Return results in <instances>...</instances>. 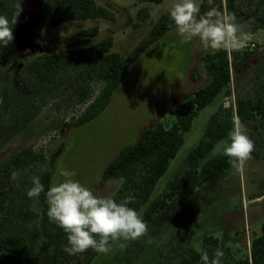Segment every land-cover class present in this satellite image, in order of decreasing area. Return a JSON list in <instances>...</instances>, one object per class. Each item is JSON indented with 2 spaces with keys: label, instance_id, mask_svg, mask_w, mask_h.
Segmentation results:
<instances>
[{
  "label": "rangeland",
  "instance_id": "rangeland-1",
  "mask_svg": "<svg viewBox=\"0 0 264 264\" xmlns=\"http://www.w3.org/2000/svg\"><path fill=\"white\" fill-rule=\"evenodd\" d=\"M96 1L114 11L115 19L88 18L44 26L39 21V9L44 0H21L22 12L13 26L14 40L6 47L0 46V82L10 85L20 95L27 94L21 77L29 60L66 47H86L108 36L114 38V50L125 56L149 33L160 15L170 12L171 6L178 2ZM203 1L196 0L199 6ZM223 1L225 12L234 14L242 32L255 41L253 56L234 72L232 95L227 97L225 91L219 94L194 119L185 134L183 145L157 182L149 202L167 188L189 151L204 137L210 116L221 105L234 108L237 98L247 91H253L256 82L262 80L261 76H257L256 68L264 58V19L260 18L263 0L251 5L247 0ZM15 2L12 0L9 3L4 14L9 18ZM144 7H147L150 17L136 27L137 12ZM94 25L99 26L98 35L90 37L79 34V30ZM62 35L69 36L70 40L59 45L48 44L49 38ZM212 51L205 49L198 38L186 42L176 28L170 30L131 65L110 103L98 116L69 127L65 136L56 127H51L53 120L72 121L86 107V104L76 101L75 90H69L45 106L16 138L0 150V161L27 145L43 150L49 157L63 142L64 150L52 168V181L64 179L58 175V170L63 167L74 171L72 179L90 188L94 194H113L121 182L114 178L101 183L99 178L104 168L121 148L135 142L143 130L159 121L169 124L173 120L176 105L208 82L204 55ZM93 88L96 95L101 84L94 83ZM260 123V120H256L249 126L254 132L252 140L255 149L243 171L237 172L232 161L231 167L218 178L203 186L194 185L186 193L176 196L148 225L145 236L128 241L123 249L120 247L121 242L112 243L111 251L99 253L93 264H151L161 253L165 255L174 244L193 246L200 250L206 235L220 238V249L227 257L225 264H231L249 253L251 239L260 234L263 220L260 200L250 201L264 194V133L255 127V124ZM211 156L212 151L206 159ZM49 167V163H45L34 166V169ZM260 192L262 194L258 196ZM34 204L39 210L37 203ZM146 207L141 206L137 212L142 216ZM134 242L144 247L133 260H129L128 247Z\"/></svg>",
  "mask_w": 264,
  "mask_h": 264
},
{
  "label": "trees",
  "instance_id": "trees-1",
  "mask_svg": "<svg viewBox=\"0 0 264 264\" xmlns=\"http://www.w3.org/2000/svg\"><path fill=\"white\" fill-rule=\"evenodd\" d=\"M12 0L0 1V15H4ZM160 3L163 0H144ZM258 0H247L252 4ZM200 14L215 7L226 11L223 0L211 3L204 0L200 4ZM147 7L137 12L134 26L149 19ZM104 18L115 19V13L96 0H44L39 9V21L44 26L59 25L78 19ZM260 18L264 19V0ZM175 25L169 12L160 15L149 33L125 56L114 50V38L108 36L86 47L62 48L43 53L29 60L23 69L22 82L28 90L20 95L8 84L0 82V150L34 120L51 101L63 96L69 90H75V99L86 104L83 112L72 121L53 120L50 126L56 127L65 136L69 127L80 125L98 116L110 103L114 92L126 77L131 65L146 52L157 40L165 36ZM99 26L79 30L83 36H96ZM67 35L53 36L47 40L49 45L67 43ZM253 56V50L243 49L212 51L204 55L209 80L195 89L191 95L181 100L175 107L173 120L167 124L159 121L142 131L139 138L120 149L117 155L102 171L99 181L105 183L119 179L120 186L113 193L120 201L132 197L129 207L136 211L147 205L142 218L149 225L156 215L161 213L178 195L186 193L192 186L204 184L218 178L232 165V160L223 155H207L222 139L227 138L232 129V120L238 116L246 126L247 135L253 139L250 125L255 124L264 133V58L256 68L261 81L256 82L253 91L236 100L235 107L221 105L209 118L204 137L193 147L182 167L169 181L167 188L153 201L151 194L159 179L167 171L185 140V134L200 111L212 103L216 97L227 92L232 95L233 74ZM94 83H100L101 89L95 95ZM64 150L62 142L49 157L43 150L27 145L0 161V264H93L99 254L92 249L83 253L69 255L64 251L67 246V234L47 216L48 206L45 194L33 199L27 196L32 186L31 178L39 176L45 192L53 179V166ZM205 159V160H204ZM49 163L47 169H34V166ZM21 173L18 181L10 179L13 171ZM19 185V186H17ZM262 193L260 192L258 196ZM112 195V194H111ZM37 203L39 210L35 208ZM136 242L128 247L127 258L133 260L143 249ZM220 248V238L206 235L202 248L170 246L151 264H202L201 251L207 250L213 256ZM227 251H230L227 248ZM227 257L224 254L222 264ZM231 264H264V221L262 231L251 241L250 253L236 259Z\"/></svg>",
  "mask_w": 264,
  "mask_h": 264
},
{
  "label": "clouds",
  "instance_id": "clouds-1",
  "mask_svg": "<svg viewBox=\"0 0 264 264\" xmlns=\"http://www.w3.org/2000/svg\"><path fill=\"white\" fill-rule=\"evenodd\" d=\"M13 8L11 18L0 15V46L6 47L14 40L13 26L22 12L21 0H16ZM169 15L179 36L186 42L198 38L205 49L240 50L249 39L242 32L234 14L213 7L201 15L196 0H178L171 6ZM232 124L227 138L214 146L212 156L231 158L233 167L240 172L252 159L255 145L238 116L233 117ZM20 175L18 170L13 171L10 179L18 181ZM58 175L64 179H54L46 192L40 177L33 176L32 186L26 194L33 199L39 198L41 193L45 194L47 216L50 222L67 234L64 251L69 255L88 249L107 254L111 251L112 243L121 242L123 249L128 241L138 240L147 234L148 224L134 208L129 207L133 202L132 197L117 201L114 194L98 196L78 180L72 179L74 171L63 167L58 170ZM223 256L220 248L211 257L207 250H202L200 260L202 264H222Z\"/></svg>",
  "mask_w": 264,
  "mask_h": 264
},
{
  "label": "flooded vegetation",
  "instance_id": "flooded-vegetation-1",
  "mask_svg": "<svg viewBox=\"0 0 264 264\" xmlns=\"http://www.w3.org/2000/svg\"><path fill=\"white\" fill-rule=\"evenodd\" d=\"M256 200H260V205H261V211H260V213L262 214V218H263V220L261 221V231H262V223H263V221H264V194H262V197H254V198H251L250 199V201L251 202H254V201H256ZM253 239V238H252ZM252 239H251V241H252ZM250 246H251V242H250ZM250 253V252H249Z\"/></svg>",
  "mask_w": 264,
  "mask_h": 264
},
{
  "label": "built area",
  "instance_id": "built-area-1",
  "mask_svg": "<svg viewBox=\"0 0 264 264\" xmlns=\"http://www.w3.org/2000/svg\"><path fill=\"white\" fill-rule=\"evenodd\" d=\"M255 47H256L255 41L251 40L250 37H249V39H248V41L246 43V46L243 47V49L253 50ZM228 52H229V58L231 59V50L230 51L228 50Z\"/></svg>",
  "mask_w": 264,
  "mask_h": 264
},
{
  "label": "crops",
  "instance_id": "crops-1",
  "mask_svg": "<svg viewBox=\"0 0 264 264\" xmlns=\"http://www.w3.org/2000/svg\"><path fill=\"white\" fill-rule=\"evenodd\" d=\"M213 0H209V2L211 3ZM224 2V1H223Z\"/></svg>",
  "mask_w": 264,
  "mask_h": 264
}]
</instances>
